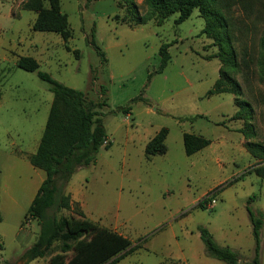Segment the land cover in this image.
<instances>
[{
    "label": "rangeland",
    "instance_id": "rangeland-1",
    "mask_svg": "<svg viewBox=\"0 0 264 264\" xmlns=\"http://www.w3.org/2000/svg\"><path fill=\"white\" fill-rule=\"evenodd\" d=\"M25 1L0 0V260L22 264L19 258L39 230L37 221L24 215L44 172L27 154L41 136L52 92L36 72L15 66L19 56L29 55L39 70L83 91L87 100L101 99L105 88L106 104L99 111L110 145L97 151L93 163L78 166L64 191L89 219L140 246L114 264H226L206 253L199 226L248 260L254 239L247 205L262 213L259 260L264 264V177L253 171L264 158L248 152L238 131L245 121L230 118L238 108L235 96H205L221 62L208 58L217 46L201 33L199 10L177 25L176 14L160 23L136 24L122 0H59L72 32L67 50L58 34L32 30L36 12L24 9ZM133 1L144 14L141 0ZM226 14L240 69L229 74L240 86L239 99L251 107L255 136L250 140L264 145V75L257 65L264 0H240ZM93 29L104 60L88 43ZM163 42H172L170 58L156 71ZM125 106L130 113L119 109ZM163 126L166 152L146 158L145 143ZM184 132L210 143L186 155ZM57 214L75 215L66 209ZM28 264H48L47 257Z\"/></svg>",
    "mask_w": 264,
    "mask_h": 264
},
{
    "label": "trees",
    "instance_id": "trees-1",
    "mask_svg": "<svg viewBox=\"0 0 264 264\" xmlns=\"http://www.w3.org/2000/svg\"><path fill=\"white\" fill-rule=\"evenodd\" d=\"M122 1L126 3V9L135 16L136 24H143L149 20L160 23L172 14H176L173 22L177 25L190 17L195 8L199 10L204 19L201 33L211 38L213 44L217 46V50L209 54L208 58L215 57L221 62L219 77L205 92V96L209 97L219 93H231L235 96L234 102L238 108L230 118L245 121V125L238 131L246 139L245 146L248 152L259 161L262 160L264 145L250 140L255 136L249 122L250 115L247 113L251 112V107L246 100L239 99L240 86L229 74L230 71L237 72L240 69L233 46L234 39L230 31L231 22L226 13L240 0H141L145 9L142 15L138 13L133 0ZM47 2V7L43 5L42 0H26L23 3L24 9L36 12L31 28L34 31L58 34L65 48L71 50L67 44L72 35L67 15L61 12L59 0H47ZM93 32L94 29L88 43L104 60V54L96 44ZM171 44L172 42L161 43L158 51L160 62L156 71H161L166 66L170 58L168 47ZM258 44L257 65L260 73L264 75V31ZM72 52L75 56L79 54L77 49H73ZM243 64L247 69L248 62L244 60ZM15 66L36 72L41 80L49 84L52 92V100L37 148L33 154L28 156L29 163L44 172V178L24 215V219H35L39 230L34 242L25 249L19 261L22 264H28L31 260L46 256L48 264H114L140 246L132 245L126 236L89 219L80 205L64 191L65 185L77 167L93 163L97 151L101 147L108 148L110 145L100 117L102 113L99 111L106 104L105 88H100L101 99L87 100L83 91L69 87L51 77L47 72L39 70V63L32 56H19L15 61ZM260 101L264 114V96H261ZM119 109L128 113L130 106ZM167 133L168 128L163 126L145 143L144 156L146 158L166 152ZM182 142L185 154L191 155L207 146L210 140L199 134L184 132ZM253 171L258 176L264 177V164L254 167ZM198 205L202 206V203L199 202ZM61 209L71 210L75 215H58ZM246 210L252 224L253 256L248 260H243L229 246L217 244L207 228L199 226V237L208 255L226 264H261L259 234L262 213L252 211L248 205ZM2 248L3 243L0 241V250ZM0 264L14 263L0 260Z\"/></svg>",
    "mask_w": 264,
    "mask_h": 264
},
{
    "label": "crops",
    "instance_id": "crops-1",
    "mask_svg": "<svg viewBox=\"0 0 264 264\" xmlns=\"http://www.w3.org/2000/svg\"><path fill=\"white\" fill-rule=\"evenodd\" d=\"M0 97H1V95H0ZM130 112H131V111L128 110V113H130ZM128 113H126V114H128ZM41 134H42V133H41ZM154 134H155V133H154ZM154 134H153V135H154ZM153 135H152V136H153ZM152 136H151V137H152ZM40 137H41V136H40ZM40 137H39V139H40ZM151 137H149V139H150ZM149 139H148V140H149ZM148 140H147V141H148ZM38 142H39V140H38ZM38 142H37V145H38ZM37 145H36V148H37ZM243 145H244V143H243ZM36 148H35V150H36ZM35 150H34V152H35ZM34 152L27 154V160H28V156L31 155V154H33ZM28 161H29V160H28ZM42 179H43V178H42ZM41 181H42V180H41ZM31 200H32V199H31ZM169 264H177V263H176V261L173 262L172 260H170V261H169Z\"/></svg>",
    "mask_w": 264,
    "mask_h": 264
},
{
    "label": "built area",
    "instance_id": "built-area-1",
    "mask_svg": "<svg viewBox=\"0 0 264 264\" xmlns=\"http://www.w3.org/2000/svg\"><path fill=\"white\" fill-rule=\"evenodd\" d=\"M208 197H209V196H208ZM210 202H211V203H214V200H213V199H211V200H210Z\"/></svg>",
    "mask_w": 264,
    "mask_h": 264
}]
</instances>
